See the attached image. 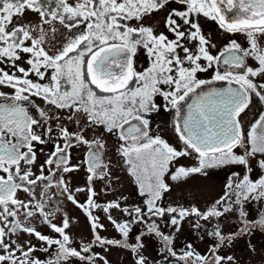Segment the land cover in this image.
Masks as SVG:
<instances>
[{"label":"flooded vegetation","instance_id":"flooded-vegetation-1","mask_svg":"<svg viewBox=\"0 0 264 264\" xmlns=\"http://www.w3.org/2000/svg\"><path fill=\"white\" fill-rule=\"evenodd\" d=\"M14 1L0 0V264H97V257L107 264L110 251L130 256L134 264H204L206 239L194 229L212 212L188 188L169 185V107L170 125L187 154L192 142L182 128L185 107L208 88H241L237 140L242 122L246 130L264 131V7L234 0L233 15L237 20L242 13L245 26L238 28L234 20L230 30L244 40L242 49L223 54L234 50L243 59L235 54L221 63L222 54L211 81L205 80V63L188 60L186 68L175 69L169 47L163 54L161 47L134 43L130 53L133 44L118 26L116 42L104 35L103 43L41 57L39 43L23 41L31 14L14 10ZM153 7L149 2L139 10L149 16ZM117 10L126 17L127 11ZM111 29L103 28L105 34ZM84 49L92 50L79 57ZM140 55L145 65L136 72L132 60ZM148 56L155 65L151 72ZM223 69L228 74L221 75ZM166 71L176 76L168 74L161 87L155 74ZM130 104L133 111L126 110ZM79 111L90 122L93 140L76 134ZM112 145L124 157L120 173L130 186H109L115 180L104 168ZM79 173H85L82 184L73 181ZM96 178L104 186L94 185ZM259 178L264 183V170ZM238 204L247 203L231 202L236 221ZM80 233L84 238L78 241Z\"/></svg>","mask_w":264,"mask_h":264},{"label":"rangeland","instance_id":"rangeland-1","mask_svg":"<svg viewBox=\"0 0 264 264\" xmlns=\"http://www.w3.org/2000/svg\"><path fill=\"white\" fill-rule=\"evenodd\" d=\"M24 1L13 2L14 10L26 13L25 9H27L31 14L29 30L27 34H24L23 41H28L29 45L39 43V49L36 51L41 52V57L59 58L75 47L83 48L88 24L94 25L100 21L96 15L99 13L94 12L87 3L94 0H64L68 13L65 18L70 25L56 20L54 15L43 19L33 6L35 0ZM109 1L113 6L108 8V19L114 27H119V33L122 30L127 32L126 41L133 44L130 53L134 50V43L138 46L148 44V47L152 48L161 47L158 51L163 54H167L166 47H169V60L175 69L186 68L184 64L188 60L202 62L205 63L203 65L206 72L205 80L213 81L215 77L217 78L218 57L226 50L242 49L241 43L244 36L231 33L230 30V23L234 20L239 21L238 28L245 26L240 22L243 19L240 17L242 13L237 15V20L233 15L234 0H168L165 2L161 0V4L155 0H126V6H122L125 0ZM149 2H154L156 7H153L155 9L149 13L151 15L147 16V11L139 10V8L146 7ZM157 6L160 8L157 9ZM118 7H121L123 12L127 11L126 17L119 15ZM72 10L79 12L82 20L76 19ZM69 19L73 20L69 21ZM117 36L109 39V42H116ZM185 37H188L185 40L186 43L183 42ZM156 39L161 45L157 44ZM235 42L238 44L235 45ZM137 51L146 52L147 50L139 48ZM154 56L155 54L150 57ZM150 57H147L148 72H151V66L155 67ZM197 57L202 58L198 60ZM132 63L135 64V71L141 72L145 65L144 56H137ZM228 72L229 69H223L220 74L225 75ZM168 74L176 76L174 71L170 73L166 71L160 76L155 74L161 87H164L162 80ZM134 108V104L126 106L127 111H133ZM77 114V136L93 140L91 138L93 134L88 131L87 122L90 125L88 118L81 111ZM170 118L169 107V179L173 174V180L169 181V185L174 189L180 186L188 188L190 192L195 193L197 203L206 206L212 212L206 217L205 222L202 221L201 225H197L194 229L198 235H204L206 239L204 264H264V225L261 226L264 216V183H259L260 171L264 170V139L262 140L264 131L246 130L248 126L242 122L235 144L223 150L207 152V154L203 152L204 155L201 157L193 144H190L189 149L187 148V151H190L188 154L180 150L183 149V145L175 137L174 125L172 123L171 127ZM115 150L116 147L112 145L106 151L107 166L104 169H107L109 177L115 180L109 186H130L128 177L120 173L124 168V157L120 151L115 152ZM134 151L130 149V153ZM199 168L203 172L196 173ZM84 174L79 173L77 177H73V181L82 184ZM93 180L94 185L104 186L100 179ZM175 201H177L176 198L170 200L169 204ZM232 201L247 203L238 204V221L234 219L233 211L229 208ZM81 233L76 234L78 241L84 238ZM95 248L93 250L97 252ZM103 254L106 255V253ZM105 259L107 264L108 262L109 264L135 263L130 256L113 254L112 251ZM94 262L103 264L100 257H97Z\"/></svg>","mask_w":264,"mask_h":264},{"label":"water","instance_id":"water-1","mask_svg":"<svg viewBox=\"0 0 264 264\" xmlns=\"http://www.w3.org/2000/svg\"><path fill=\"white\" fill-rule=\"evenodd\" d=\"M246 4L255 9L263 8L264 0H248ZM235 54L243 59L232 50L222 55L221 63ZM242 101L240 87L208 88L193 95L185 107L182 128L198 152L219 151L235 144L236 114Z\"/></svg>","mask_w":264,"mask_h":264},{"label":"trees","instance_id":"trees-1","mask_svg":"<svg viewBox=\"0 0 264 264\" xmlns=\"http://www.w3.org/2000/svg\"><path fill=\"white\" fill-rule=\"evenodd\" d=\"M89 7L92 8V10L96 13L98 19L100 20L99 23L97 21V23H95L94 25L92 23H89L87 26V35H86V39L85 42H98V43H103L105 42L103 36L104 35H108L109 39L116 37L118 34L115 33L114 31L116 30V28L113 26L114 24H112L111 21H109L108 17H109V10L108 8L111 6L110 2L108 0H94V1H89L87 2ZM33 6L42 14H44L45 18L49 17L50 15H54L53 17L58 20L61 21L63 24H67L70 25L65 16L67 13V10L65 9L66 6V2L64 0H35V2H33ZM75 13L76 19H80L81 15L79 12L72 10ZM111 13H113L112 9H111ZM73 19H69V21H71ZM87 20V19H86ZM85 20V22H86ZM111 27L112 29L108 31V33L105 34V31L103 30L104 27ZM118 38V36H117ZM82 49V48H80ZM92 49H84L83 51L79 50V57H86L88 55V53L91 51ZM81 52L83 54H81ZM86 53V54H85ZM264 138H262L263 140ZM207 154V152H206ZM197 171H202L200 168Z\"/></svg>","mask_w":264,"mask_h":264}]
</instances>
